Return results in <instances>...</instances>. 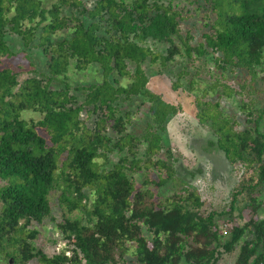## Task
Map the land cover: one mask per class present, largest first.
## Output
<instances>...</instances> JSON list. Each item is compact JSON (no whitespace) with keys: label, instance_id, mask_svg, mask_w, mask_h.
Instances as JSON below:
<instances>
[{"label":"trees","instance_id":"16d2710c","mask_svg":"<svg viewBox=\"0 0 264 264\" xmlns=\"http://www.w3.org/2000/svg\"><path fill=\"white\" fill-rule=\"evenodd\" d=\"M87 2L0 0V58L22 53L34 65V74L19 81L12 64L0 60V263L218 264L242 240L234 264L264 261V220L257 217L264 106L250 97L251 82L264 81V0H188L193 8L161 0ZM33 51L45 68L32 60ZM71 63L101 73L76 85L85 91L80 104L70 93ZM237 72L244 78L235 90L224 79ZM162 73L175 78L173 89L193 92L196 116L214 138L210 144L238 173L227 207L204 209L197 188L174 178L179 167L170 149L165 152L173 161L152 158L164 146L168 120L181 109L148 87L151 75ZM199 80L207 85L199 87ZM248 86L240 112L225 114L219 99L243 96ZM209 90L217 99L206 98ZM142 107L143 132H128ZM26 111L40 117L26 119ZM115 148L126 154L103 168L98 159ZM150 167L158 172L156 186L179 179L181 187L162 196L144 187L153 182L148 175L137 185L127 173ZM54 200L60 220L52 213ZM46 220L56 222L65 242L51 255L35 244L34 225Z\"/></svg>","mask_w":264,"mask_h":264},{"label":"rangeland","instance_id":"374dc122","mask_svg":"<svg viewBox=\"0 0 264 264\" xmlns=\"http://www.w3.org/2000/svg\"><path fill=\"white\" fill-rule=\"evenodd\" d=\"M52 0H44L46 4H49ZM87 4L90 5L91 0H87ZM164 3H171L175 6H186L193 8V6H188V0H161ZM194 18H189L188 21L195 20ZM200 24V22H198ZM184 27V23L181 24ZM154 49H162V45L149 43ZM32 60L40 68H45L43 63V56L37 54L35 51L32 52ZM2 63L12 64L15 71H17V79L22 81L24 78L33 75L34 73L30 71L34 65L30 64V60L23 56L22 53L11 57L10 59L0 58ZM198 62L194 61L193 64L196 65ZM2 66L0 62V67ZM211 66V64H210ZM150 71H155L157 69L156 65L148 68ZM212 69V67L210 68ZM194 72L195 67L191 68ZM209 66H205L202 69L203 77L207 76ZM261 74V73H260ZM70 82V93L76 95L77 104L82 103L85 91L76 90V85L79 84H89V82L97 81L101 78V73L96 70L95 66H89L86 69L78 70L72 63L69 65V70L67 73ZM233 76V74H230ZM264 75V72H262ZM233 79H224L228 84L231 85L235 90L238 89L237 84L240 82L239 79L244 78V75L240 72L234 74ZM188 76H186L187 78ZM241 77V78H240ZM186 78H183L185 81ZM175 78L167 73L153 74L148 81V87L155 93L159 94L165 101H169L173 104H179L180 111L168 120L166 131L163 136V148L157 157L165 159L168 161H173L175 158L174 166L179 167L178 172L174 175V178H179L182 181L188 182L191 186L197 188L202 199L205 202L204 209H217L220 210L228 206L230 201V193L233 187L236 185L238 180V173L231 171V166L228 164L223 153L210 144V140L214 139L210 128L206 123H200L196 116V107L194 103V95L191 90H184L182 87L173 89L172 81ZM187 81V80H186ZM253 84L252 89L247 87L246 91H243L242 95L232 94L231 96H223L220 100L221 109L225 114H230L231 112H240L238 107V102L240 97L243 99H248L246 92L251 89L252 98L255 100L257 106H264V81L258 78V80L249 83ZM62 83H51V87H60ZM197 85L199 87H205L207 83L204 81H198ZM195 91V90H194ZM206 98L217 99L216 94L213 91H208ZM146 108L142 107L137 110L136 114L133 115L134 120L137 121L138 125L128 132L134 134H140L144 130L145 117H147ZM21 116L26 119H38L40 116L33 111L22 112ZM81 117H84V113L81 112ZM92 122L88 120V123ZM261 126L264 130V118L261 121ZM110 135L113 137V142L117 139L115 132L110 130ZM144 144L139 147L136 154L138 158H142V152L144 150ZM170 149L172 153L171 159H168L166 154V149ZM126 154V150L113 149L109 153L106 159L99 158L98 162L103 168H111L120 159V156ZM129 160L132 158L128 155ZM164 172V169L162 170ZM130 176H133L134 181L137 185H142L145 175H148L153 182H148L144 185L145 188H151L156 194L161 193L162 196L168 195L173 191L177 190L182 185V181L170 180L161 186H156L155 181H159L158 172L155 167H150L148 170L141 169L133 172H127ZM192 173V174H191ZM2 182L0 181V185ZM52 203L53 210L52 213L56 217V220H60L62 215V209L57 206V202ZM243 206V201H239L237 207L241 208ZM77 215L82 213L78 212ZM56 222L46 220L43 224H36L34 227L38 230L37 238L35 239V244L37 247L41 248L45 253L51 255L55 251H59L65 247V242L59 230L55 226ZM223 221L221 222V224ZM243 223V220H240ZM232 254H226L223 256L224 264H229V259L232 258ZM2 264V263H0Z\"/></svg>","mask_w":264,"mask_h":264},{"label":"crops","instance_id":"0c3cea01","mask_svg":"<svg viewBox=\"0 0 264 264\" xmlns=\"http://www.w3.org/2000/svg\"><path fill=\"white\" fill-rule=\"evenodd\" d=\"M264 131V130H263ZM258 199H259V202H260V205H259V208L257 210V217H258V220H264V187L262 188L261 192H260V195L258 196ZM244 238H247V235L244 236ZM243 238V239H244ZM243 241V240H242ZM242 241L239 242V244H237L235 246V249L233 250V256L232 258H230L228 261H229V264H234V261L237 257V254L239 252V249H240V245L242 243ZM232 253H229V254H232ZM225 256V255H224ZM254 257V256H253ZM224 258H222L218 264H224ZM226 264V263H225Z\"/></svg>","mask_w":264,"mask_h":264},{"label":"built area","instance_id":"2783aa9c","mask_svg":"<svg viewBox=\"0 0 264 264\" xmlns=\"http://www.w3.org/2000/svg\"><path fill=\"white\" fill-rule=\"evenodd\" d=\"M225 224H222L221 225V228L223 229V230H225ZM250 264H264V261H261V262H259V263H250Z\"/></svg>","mask_w":264,"mask_h":264}]
</instances>
